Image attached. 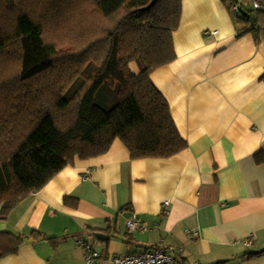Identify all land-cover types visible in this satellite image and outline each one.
Instances as JSON below:
<instances>
[{
  "label": "crops",
  "instance_id": "obj_1",
  "mask_svg": "<svg viewBox=\"0 0 264 264\" xmlns=\"http://www.w3.org/2000/svg\"><path fill=\"white\" fill-rule=\"evenodd\" d=\"M172 42L176 59L150 77L186 149L131 159L115 140L65 166L0 219V232L24 239L0 264H87L79 239L102 252L97 264L161 244L181 264H264L249 254L264 248V42L237 37L222 0H182ZM132 216L146 230L129 232Z\"/></svg>",
  "mask_w": 264,
  "mask_h": 264
},
{
  "label": "trees",
  "instance_id": "obj_2",
  "mask_svg": "<svg viewBox=\"0 0 264 264\" xmlns=\"http://www.w3.org/2000/svg\"><path fill=\"white\" fill-rule=\"evenodd\" d=\"M0 0V219L115 140L131 159L186 149L151 73L176 59L182 0ZM238 4L237 37L264 42V10ZM264 162V154L255 155ZM72 198H65L70 204ZM34 240L46 239L33 232ZM24 239L0 232V259Z\"/></svg>",
  "mask_w": 264,
  "mask_h": 264
},
{
  "label": "built area",
  "instance_id": "obj_3",
  "mask_svg": "<svg viewBox=\"0 0 264 264\" xmlns=\"http://www.w3.org/2000/svg\"><path fill=\"white\" fill-rule=\"evenodd\" d=\"M252 10H264V0H248ZM235 17L240 16V9L238 4H234L231 7ZM208 35L215 36L216 31L208 32ZM168 202L163 203V208L166 210ZM129 232L140 230H146L135 216H132L125 223ZM191 237H195L196 233H188ZM252 239H246L245 245L251 247ZM78 245L84 250V260L87 264H97L99 259L103 258L101 251L94 249L92 244L85 242L84 240H78ZM174 249L172 247L164 245H156L151 249L145 250L141 253L126 256H111L107 258L108 264H181L176 261L173 256Z\"/></svg>",
  "mask_w": 264,
  "mask_h": 264
},
{
  "label": "water",
  "instance_id": "obj_4",
  "mask_svg": "<svg viewBox=\"0 0 264 264\" xmlns=\"http://www.w3.org/2000/svg\"><path fill=\"white\" fill-rule=\"evenodd\" d=\"M155 1L156 0H152L150 2V4L147 6V9L150 8L151 6H153ZM94 237L99 239V240H102V241H107L108 240V237L103 235V234H101V233H95ZM262 253H264V248H262L260 250H252V251L249 252V254H251V255H258V254H262Z\"/></svg>",
  "mask_w": 264,
  "mask_h": 264
},
{
  "label": "rangeland",
  "instance_id": "obj_5",
  "mask_svg": "<svg viewBox=\"0 0 264 264\" xmlns=\"http://www.w3.org/2000/svg\"><path fill=\"white\" fill-rule=\"evenodd\" d=\"M245 7L247 8V9H249V10H251V6H250V4L248 3V2H246L245 1ZM228 12H229V14L231 15V17H232V19H233V22H234V25L236 26V28H239V25L237 24V23H235L236 22V19H235V15H234V13L232 12V10L230 9H228Z\"/></svg>",
  "mask_w": 264,
  "mask_h": 264
}]
</instances>
